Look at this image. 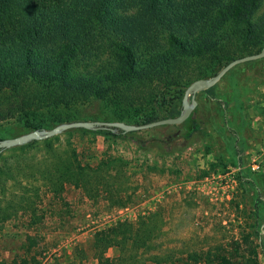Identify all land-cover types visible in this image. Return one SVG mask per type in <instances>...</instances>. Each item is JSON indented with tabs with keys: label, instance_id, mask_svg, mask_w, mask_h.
Here are the masks:
<instances>
[{
	"label": "rangeland",
	"instance_id": "rangeland-1",
	"mask_svg": "<svg viewBox=\"0 0 264 264\" xmlns=\"http://www.w3.org/2000/svg\"><path fill=\"white\" fill-rule=\"evenodd\" d=\"M119 10L135 12L124 4ZM116 42V36H109L96 65L103 62L112 69ZM263 48H250L234 58ZM140 53L139 60L146 55ZM221 68L192 60L187 69L195 74L185 88ZM204 91L196 93L191 112L200 130L183 144H170L169 153L74 128L3 150L0 259L22 257L25 234L36 232L32 254L41 264H205L193 259L202 252H209L212 262L223 254L235 264H264V206L256 208V197L264 200V57L229 69L215 84V98ZM110 105V112L117 110L115 101ZM177 106L180 114L182 103ZM175 125L139 131L144 138H158L174 133ZM13 126L12 119L0 117V139L29 132L10 134ZM101 159L117 166L92 174L87 189L74 187L65 175L61 189L45 187L59 165L75 168L79 160L96 166ZM253 165L258 168L253 170ZM225 172L233 173L230 179L223 178ZM118 220L133 223L138 240L122 250L109 248L108 260L98 262L93 233ZM118 253L123 259L111 262Z\"/></svg>",
	"mask_w": 264,
	"mask_h": 264
},
{
	"label": "trees",
	"instance_id": "trees-1",
	"mask_svg": "<svg viewBox=\"0 0 264 264\" xmlns=\"http://www.w3.org/2000/svg\"><path fill=\"white\" fill-rule=\"evenodd\" d=\"M123 4L135 12L120 11ZM109 36L119 39L111 53L112 69L103 62L96 65V58L107 50ZM262 46L264 0H0V98L4 99L0 117L14 121L10 134L77 120L137 125L175 117L184 88L195 74L187 69L192 60H205L216 69L239 52ZM143 49L146 55L139 60ZM82 65L85 68L80 69ZM214 87L204 92L215 98ZM114 101L118 108L110 112ZM161 126L165 130L169 125ZM175 126L174 133L158 138L117 127L74 129L169 153L170 144H183L201 128L193 114ZM112 162L101 159L92 166L90 161L77 160L75 168L63 169L59 165L45 187L61 189L59 181L65 175L74 187L87 189L91 175L115 168ZM261 206L264 200L257 196L256 208ZM133 231V223L119 220L95 230L93 257L98 262L108 260L109 248L122 250L127 242H136ZM37 237L36 232L26 233L24 255L0 259V264H41L32 254ZM79 252L85 258L84 251ZM210 258L209 252L193 256L205 264H235L223 254L216 262ZM122 259L118 253L111 262Z\"/></svg>",
	"mask_w": 264,
	"mask_h": 264
},
{
	"label": "water",
	"instance_id": "water-1",
	"mask_svg": "<svg viewBox=\"0 0 264 264\" xmlns=\"http://www.w3.org/2000/svg\"><path fill=\"white\" fill-rule=\"evenodd\" d=\"M262 57H264V48L259 52L247 54L242 57H237L231 60L225 66H223L215 75L211 76L210 78H198L192 81L185 88L183 93L182 102H181L182 112L175 117H165L137 125L125 123L123 121H90V120L70 121V122L60 123L50 129H36L14 137L0 139V150L17 145H22L32 140L49 138L62 131L75 127L92 128L94 130L98 128L117 127V128H121L124 131H139L161 125L180 124L190 116L193 108L197 104V100L195 98L196 93L207 90L210 87L214 86L216 82L233 66L239 63L255 60Z\"/></svg>",
	"mask_w": 264,
	"mask_h": 264
},
{
	"label": "built area",
	"instance_id": "built-area-1",
	"mask_svg": "<svg viewBox=\"0 0 264 264\" xmlns=\"http://www.w3.org/2000/svg\"><path fill=\"white\" fill-rule=\"evenodd\" d=\"M251 168L254 170L255 168H258V165H255V166L253 165ZM230 174L232 175L233 173H231V172H225L222 176H223V178H226L225 176H228V178H229V177H231Z\"/></svg>",
	"mask_w": 264,
	"mask_h": 264
}]
</instances>
